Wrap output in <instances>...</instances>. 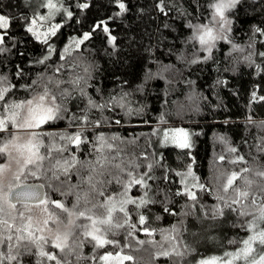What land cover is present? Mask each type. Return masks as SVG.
Listing matches in <instances>:
<instances>
[{
	"label": "trees",
	"instance_id": "1",
	"mask_svg": "<svg viewBox=\"0 0 264 264\" xmlns=\"http://www.w3.org/2000/svg\"><path fill=\"white\" fill-rule=\"evenodd\" d=\"M85 2L63 0L62 7L72 16L56 13L50 22L62 27L46 45L43 37L37 39L27 30L32 18L47 16L46 0H0V14L9 21L7 28H0L6 49L0 51V77L14 86L6 99L19 103L47 88L62 109L40 131L49 134L42 137L45 145L66 146V150H52L51 160L43 162L44 171L27 181L42 182L47 201H59L70 212L85 211V217L75 219L63 252L48 238L43 251L55 254L60 264H101V257L121 249V254L133 257L124 264H198L211 257L209 246L236 252L241 241L253 234L246 227L251 217L240 212L251 211L253 196L258 204L264 196V176L257 175L264 172V56L259 55L264 53V35L255 31L264 30V0H240L226 13L231 20L228 40L218 41L210 55L192 39L195 29L189 25L209 23L215 0H164L166 14L158 10V0H124L128 10L120 16L114 15L119 11L114 0H87L90 6L80 8ZM110 16L113 19L108 21ZM100 21H108L114 44L107 33L93 31ZM42 23L48 22L37 20L35 31H44ZM86 32L92 33L91 38L72 48L73 39ZM234 44L244 51L233 50ZM49 45L54 54L39 63ZM249 52L252 62L245 59ZM122 97L124 107L116 103ZM89 100L110 106L96 108ZM85 115L87 123L82 122ZM177 128L190 133L191 147L160 146L163 131L172 133ZM78 130L86 139L79 146L60 138ZM99 134L111 148L104 150L107 160L97 167L94 142ZM7 138L0 134V141ZM40 152L48 155L44 148ZM71 157L77 163L67 175L59 169L55 174L48 171L56 161ZM132 164L140 167L133 169ZM146 164L153 165L149 174L154 177L145 180L148 189L132 184L126 193L139 200L147 191L150 200L140 208L126 206L135 231L122 227L106 236L114 244L96 246L84 233L83 226L90 223L87 217L103 218L106 199L125 192L122 185L129 177L124 173L139 176ZM189 169L195 180L184 175ZM233 171L238 173L233 188L249 192V200L239 204H232L237 198L233 188L223 190ZM245 179L250 186L243 183ZM188 192H194L196 199ZM49 207L63 220L69 219L63 209L50 202ZM141 214L143 225L138 223ZM113 220L123 223L124 214L117 209ZM170 237L176 238L185 255L161 254L170 249ZM10 245L18 261L6 259L3 264H55L33 244H27L26 251L25 242L17 247L13 239Z\"/></svg>",
	"mask_w": 264,
	"mask_h": 264
},
{
	"label": "snow or ice",
	"instance_id": "2",
	"mask_svg": "<svg viewBox=\"0 0 264 264\" xmlns=\"http://www.w3.org/2000/svg\"><path fill=\"white\" fill-rule=\"evenodd\" d=\"M60 7L57 6V3H53V0H46V3L43 4L49 11L47 16H35L29 21L28 31L33 32L36 35L37 39L43 37L42 42L48 45L49 36H56L61 24H52L50 21L60 11H64L67 17H71V11H68L66 8H63V0H57ZM240 2V0H215L210 7L213 9L211 14V19L207 24H196L189 25L195 29L192 39L198 41L201 48L211 54L213 48L216 47V44L220 40H228V34L231 32V20L228 19L226 13L231 9H234L235 6ZM114 4L118 7L119 11L115 13V16L123 15L128 9L127 4L124 0H114ZM89 2H86L79 5L80 8H88ZM157 8L162 13L166 14L164 0H158ZM113 17H108V21L112 20ZM37 20L41 22H48L46 24L42 23L41 27L44 28L43 32L35 31L34 26L37 24ZM108 21H100L93 26V31L100 30L108 34L109 42L113 43L116 40L115 36H111L110 29L107 24ZM9 24L8 19L5 16L0 15V28H7ZM255 31L260 32L261 35H264V30L256 29ZM92 33L86 32L81 35L80 38H74L72 42V48H79L81 44L85 41H88L91 38ZM4 44V35H0V51H5L3 47ZM233 50L235 51H244V48L239 45H233ZM49 53L53 51L51 45L48 46ZM252 53L249 52V55L245 57L247 61L252 62ZM259 55L264 56V53ZM207 58V57H206ZM205 58V59H206ZM48 57L45 56L43 60L38 61L39 63H44ZM193 62H199L194 60ZM60 71V69H56ZM19 75V73H17ZM12 86L10 82L4 78L0 77V134H7V139L0 141V156H4L8 160V164L4 168H0V236L7 232L8 240L12 241L15 239L16 246L19 247L21 242H25L24 250H27V244H33L38 248H41L40 255L47 257L49 260L55 261V264H60V261L57 260L55 254H50L44 252L42 245L47 243V238L43 235H37L38 233H43L47 230V225L49 222L56 223L59 225V221L48 212L47 203L55 205L57 208L63 209L68 213L70 219L68 225L65 226V231L60 233L59 231L51 237V242L53 246L57 249H60L61 252L64 251V248L67 246L68 239L70 236V226L74 223L71 217H85V211L80 212H70L68 209L64 208V205L59 201H47L46 192H41L39 188L40 185L29 184L27 182L28 177H36L38 172H43V162L45 159L51 160V151L55 150L62 152L66 150L65 148L53 149V145L50 143L45 145L43 143L42 137L44 135H49L46 133L38 132L37 129H40L42 125L47 124L49 121H53L58 118L61 109V106L56 103V96L50 94L47 88H44L41 94L22 101L19 103L11 102L10 98L6 99V96L11 92ZM63 95V93H61ZM126 95V94H125ZM116 103L120 107H124L123 97L120 101ZM89 104L93 107L106 109L110 105L108 103L104 104H95L92 100H89ZM83 123H87V116L83 117ZM96 125L100 124V121L95 122ZM119 123V121H116ZM10 128L13 131H10ZM21 131H26L28 133V139L25 141L21 140L19 133ZM62 140H66L68 144H75L79 146L81 143L86 142V139H82V134L78 130L75 135L71 136H61ZM116 137H112V140H116ZM163 140L165 143L171 142L174 143L177 147L182 149H187L191 147L189 133L184 129H175L172 134L168 131H163ZM44 148L48 153L47 156L42 155L40 150ZM111 148V144L108 142L107 138L103 134H99L94 142V150L97 151L98 157L95 161V166H101V160L106 161L107 157L103 156L105 149ZM235 151V149H232ZM115 158V157H114ZM223 159V157H221ZM243 161V157L239 158ZM158 162V158H157ZM236 161H232L235 163ZM13 163L15 164V170H13ZM77 163L75 157H71L63 162L56 161L54 167L48 169L49 172L53 174L59 169L63 174L67 175L70 167ZM133 169L139 168L140 165L132 164ZM152 164L144 165L145 172L139 176H134L132 172L124 173L129 177L128 182L122 186L125 188V192L121 193L119 198H114L109 196L106 199L105 204L102 206L105 212L103 218H93L88 216L87 219L90 221L88 225L84 227L85 235L91 237L95 241L96 246L103 247L105 245H111L115 242L106 238L107 234L111 232L115 235V231L122 227H129L132 231H135V225L129 223V216L126 212V205L131 203L137 208H140L150 202L147 191L142 198L139 200H130L127 198V189L130 185L136 184L141 185L145 189H148V185L145 184V180L154 179L151 176L150 170L152 169ZM123 172V169H121ZM242 171L247 172L248 169H243ZM11 173V177L7 183L5 179L8 174ZM185 176H193L191 170L184 173ZM257 175L264 176V172H259ZM55 179H59L58 176H54ZM238 178V173L233 171L230 175L226 177V183L223 185V190L227 192L229 188H233L234 182ZM193 180L195 177L193 176ZM89 183H91V177H89ZM117 183H121L119 180ZM246 185H251V181L245 179L243 181ZM195 186V185H194ZM185 190L187 191V185ZM233 191L236 194V199L232 201V204H239L241 200H249V192L247 190H239L233 188ZM103 195V193H99ZM180 193L178 192L177 195ZM188 195L192 200L196 199L194 192H188ZM38 204L42 205V212L47 216L46 219H43L41 222L34 223L31 220V216H25L21 212L18 216H13L12 212L16 210L17 204L21 206L22 209L27 210L29 204ZM118 211L124 214L123 223H113V212ZM251 211L243 212L240 214L244 216H249L251 219L248 221L246 227L253 233L248 238L241 241L242 247H240L236 252H226L224 254L227 259H222L221 257H211L208 259H202L198 261V264H235L236 261L242 260L244 264H264V196L261 197L259 204L257 203L256 197L253 196L251 201ZM75 207V205H74ZM241 207H248V205L242 204ZM88 211H91L89 209ZM222 214V212H221ZM19 219L20 226H14V224L9 223L10 220L15 221ZM138 223L143 225L145 223V217L141 214L138 215ZM42 225V226H41ZM98 226H103L104 231H101V228ZM50 231V230H48ZM146 233L148 229H144ZM15 232V236L12 233ZM131 235V232L128 233ZM171 247L168 251H163L162 255H175L183 256L186 252L180 251L176 238L170 237ZM142 243V242H141ZM257 245L259 246V251L257 250ZM185 249L187 246H183ZM69 251H72L70 248ZM123 250L121 249V252ZM121 252L116 253L115 261L116 264H123L124 261H131L133 259L130 255H122ZM113 257L111 252L107 253L101 259L108 261ZM5 257L0 253V264H3ZM7 259L9 261H18V256L13 254V247L10 245L8 249Z\"/></svg>",
	"mask_w": 264,
	"mask_h": 264
},
{
	"label": "rangeland",
	"instance_id": "3",
	"mask_svg": "<svg viewBox=\"0 0 264 264\" xmlns=\"http://www.w3.org/2000/svg\"><path fill=\"white\" fill-rule=\"evenodd\" d=\"M33 1H36V2H38V1H40V0H33ZM53 3H57V6L58 7H60V5L58 4V2H57V0H53ZM61 12V11H60ZM59 13V12H58ZM48 14V13H47ZM0 15H2V16H5V15H3V14H0ZM6 17V16H5ZM7 18V17H6ZM38 94H41V93H38ZM38 94H36V95H34V96H32V97H30L29 99H31V98H33V97H35V96H37ZM28 100V99H27ZM26 101V100H25ZM177 129H181V128H177ZM40 130H42V127L40 128V129H37V131L38 132H41ZM10 131H13L11 128H10ZM187 133H189L187 130H185ZM171 132H173V131H171ZM170 134H172V133H170ZM19 135H20V137H21V140L22 141H25V140H27L28 139V133L26 132V131H21L20 133H19ZM189 139H190V143H191V135H190V133H189ZM167 144H174V143H171V142H168V143H165V141L163 140V136L161 137V139H160V143H159V145L160 146H163V145H167ZM175 145V144H174ZM7 164H8V160H7V158L6 157H4V156H0V168H4V167H6L7 166ZM12 167H13V170H15V164L13 163V165H12ZM10 177H11V173H9L8 174V176L6 177V179H5V183H7L8 182V180L10 179ZM27 182H29V181H27ZM120 195L121 194H119V195H116V196H114V198H119L120 197ZM127 198L128 199H130V200H136V199H132L131 197H129V196H127ZM129 204H131V203H129ZM128 205V204H127ZM126 205V206H127ZM42 207H44V206H42V205H38V204H30V205H28V209L27 210H24V209H22L21 207L20 208H16V210H14L13 212H12V215L13 216H18L21 212L23 213V215H25V216H28V215H30L31 216V220L34 222V223H37V222H41L43 219H46L47 218V216L42 212ZM47 208H48V212L49 213H51L52 214V216H54L60 223H59V225H57L56 223H53V222H49V224L47 225V230H45L43 233H38L37 235H43V236H45L46 238H48V241L50 242V243H52L51 242V237L52 236H54L58 231L60 232V233H63L64 231H65V226L66 225H68V221H69V219H70V217H69V219L68 220H63V216H62V214H61V216L60 215H58V214H60V213H55L50 207H49V203H47ZM117 209H118V205H117ZM71 219H73V221H74V223L70 226V229L69 230H71V227L75 224V219H76V217L74 216V217H71ZM9 223H12V224H14V226H20V221H19V219H17V220H15V221H12V220H10L9 221ZM113 223H114V220H113ZM42 226V225H41ZM98 227H100L101 228V231H104V227L103 226H98ZM48 230H50V231H48ZM4 235H5V238H6V240H5V245H4V249H3V256L5 257V259L4 260H6L7 259V251H8V248H9V244H10V242L11 241H9L8 240V233L7 232H5L4 233ZM207 253L208 254H210L211 255V257H221L222 259H227V257H225L224 256V254L227 252V250L226 249H217V248H215L214 246H209V247H207ZM234 253V252H233ZM106 255V254H105ZM104 255V256H105ZM115 255L116 254H113V257L110 259V260H108V261H105V260H101V264H116V261H115ZM122 255H124V254H122ZM211 257H209V258H211ZM200 259V257L198 258V260ZM208 259V258H207ZM200 261V260H199ZM125 262V261H124ZM124 262H123V264H124ZM197 261H193V262H189L188 264H195ZM244 262L242 261V260H238V261H236L235 262V264H243Z\"/></svg>",
	"mask_w": 264,
	"mask_h": 264
},
{
	"label": "water",
	"instance_id": "4",
	"mask_svg": "<svg viewBox=\"0 0 264 264\" xmlns=\"http://www.w3.org/2000/svg\"><path fill=\"white\" fill-rule=\"evenodd\" d=\"M53 54H54V50L51 51L50 53L48 52L45 56L50 58ZM44 57H43V59H44ZM28 183L29 184L40 185L41 187L39 188V190L41 192H46L47 193V189H46L45 185L42 182H40V181H29ZM33 204H35V203H33ZM5 240H6V238H5L4 234L2 236H0V253H2V254H3L4 245H5Z\"/></svg>",
	"mask_w": 264,
	"mask_h": 264
}]
</instances>
